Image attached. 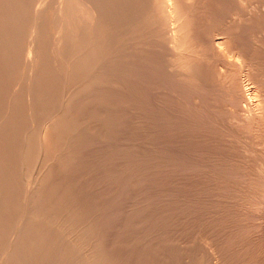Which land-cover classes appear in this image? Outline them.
Segmentation results:
<instances>
[{"label":"rangeland","instance_id":"rangeland-1","mask_svg":"<svg viewBox=\"0 0 264 264\" xmlns=\"http://www.w3.org/2000/svg\"><path fill=\"white\" fill-rule=\"evenodd\" d=\"M193 3L192 76L165 70L150 51L127 56L130 81L120 74L109 120L76 132L57 157L66 163L49 166L43 194L56 188L77 227L95 229L106 264H264V0ZM219 35L238 70L208 47Z\"/></svg>","mask_w":264,"mask_h":264},{"label":"bare ground","instance_id":"bare-ground-1","mask_svg":"<svg viewBox=\"0 0 264 264\" xmlns=\"http://www.w3.org/2000/svg\"><path fill=\"white\" fill-rule=\"evenodd\" d=\"M193 2L0 0V264H106L101 248L98 250L91 237L95 229L82 222V231L77 227L81 217L66 209V200L53 197L56 188L54 193L46 189L43 194L50 181L49 166L59 160L69 140L75 141L76 132L84 133L91 122H102L110 108L116 109L111 97L122 88L120 74L128 68L121 66L127 56L130 59V55L150 51L165 70L176 76L192 71L191 60L198 46L192 44L195 32L189 26ZM225 41V37L216 36L208 47L222 55L224 69L238 70L233 52L230 56L225 53ZM125 76L126 82L129 77ZM240 92L248 102L250 89L243 87ZM111 100L115 107L109 106ZM77 229L81 236L73 234Z\"/></svg>","mask_w":264,"mask_h":264}]
</instances>
